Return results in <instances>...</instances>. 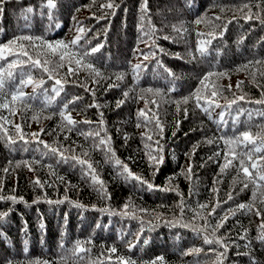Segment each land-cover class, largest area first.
I'll use <instances>...</instances> for the list:
<instances>
[{"label":"trees","instance_id":"trees-1","mask_svg":"<svg viewBox=\"0 0 264 264\" xmlns=\"http://www.w3.org/2000/svg\"><path fill=\"white\" fill-rule=\"evenodd\" d=\"M143 3L2 6L0 45L41 39L13 46L38 66L0 60V264H264V0Z\"/></svg>","mask_w":264,"mask_h":264},{"label":"snow or ice","instance_id":"snow-or-ice-1","mask_svg":"<svg viewBox=\"0 0 264 264\" xmlns=\"http://www.w3.org/2000/svg\"><path fill=\"white\" fill-rule=\"evenodd\" d=\"M5 3H7V0H0V14H2V12H3V7H2V6H3ZM47 6H48L50 9L53 8V7H54L53 0H47ZM106 6L109 7V8L114 7L112 4H108V5H106ZM26 11H27V12H32V9L29 8V9H27ZM141 11H142V13H145V14L147 13V11H148L147 0H144V3H143V5H142V7H141ZM248 18H251V17L249 16ZM197 23H199V21H197ZM82 31H83L82 29H78V32H82ZM177 31H179V29H177ZM34 39H41V38H40V37H35V38H34V37H32V36H20V37H16V38H14L13 40L9 41L8 43H5V44L0 45V60H6V61H7V57L5 56V52H8L9 55H12V56L14 57V59H12V60H10V61L7 62V69H8V70H7V72H6V75H7L8 78H12V77H13V72L11 71V69L15 68L18 64H23V63H25V61H23V60L21 59L22 56H26V57H28V60L32 63V66H34V67H35V66H38V65L40 64V61H39L38 59H37V60H33V58L29 55L28 51L24 50L23 45H20V49H21V50H20L19 53H16V52L13 51V46L17 45V41H18V40H28V41H32V40H34ZM79 39H80V36L78 35V36L76 37V39H74L73 41H71V45H72V46H76L77 43H78V41H79ZM165 39H167V37H165ZM203 43H205V42H201L202 45H203ZM209 43H210V41H209ZM47 47H48L49 49H51L53 52H56V50H57L58 48H63V49H65V50L68 49L69 45L64 44L63 41H56L54 44L49 43V44L47 45ZM98 47H99V46H98ZM98 47H94V48H92V49H91V52H96V51H98ZM198 51H200L201 55H203L205 49H204L203 46H201L200 48H198ZM64 55H65V53H64V52H61V54H60V60H61V61L64 60ZM88 55H90V53L87 52V51H85V52H83V53L81 54V58L87 57ZM145 59H147V56H145ZM69 61H71V56L69 57ZM46 63H47V61H45V64H46ZM76 63L79 65V64H80V59H77V60H76ZM61 66H62V65H61ZM88 67L91 68V67H92L91 64H89ZM140 68H141V65H140V64H137V65L135 66V69H134V70H139ZM92 70H93L94 72L96 71L95 69H92ZM44 71L47 72V71H49V69H48L47 67H45V68H44ZM69 71L71 72L72 69L70 68ZM98 74H99V73H97V75H98ZM210 75H212V74L209 73L208 76H210ZM208 76H205L204 79L207 80V79H208ZM5 83H6V81H5V69H4V66H3V65H0V90L4 89V87H5ZM41 83H42V82H41ZM202 83H203V81H202ZM20 84H21L22 86H26V85H28V84H33L32 77H31V76H28L27 80H23V79H22V80L20 81ZM55 84L61 86V87H54V88H53V91H54L55 94L58 96V95L60 94V91H62V83H61V81H60L59 79H57V80L55 81ZM33 86H34V88H35L36 86H39V85H38V84H34ZM238 86H239V85H238ZM217 94H218V90H213V91H211V93H210L211 97H216ZM124 95H125V97H127V96H128V93L125 92ZM17 99L21 100V102H23V100H24V93H23V91H22L20 88H18V89L16 90V92L12 93V101H16ZM76 99H78V98H74L73 101H70V103H75V100H76ZM196 100H197V105L200 106V105H199L200 97L197 96V97H196ZM119 103H122V101L118 102V105H119ZM213 103H215L214 100L207 101V107L205 108V111H207V108H210V107L212 106ZM3 106H4V107H7V105H3ZM92 106H97V107H98V105H95V104L92 105ZM216 106L219 107L220 105H219V104H216ZM67 107H68V105L65 104L64 108L67 109ZM60 115H61L62 118H65V117H64V112H63V111L60 113ZM66 119H67V123H68L69 125L74 124V121L71 119L70 116L66 117ZM17 131H20L19 126H17ZM33 135H35V134H33ZM96 135H99V133H96ZM173 135H175V133H173ZM243 137H244V140H246V141L251 139L249 133H247V132L243 133ZM21 139H23V136H21ZM209 142H211V141H209ZM229 142H230V141H229ZM41 143H44V142L41 141ZM101 143H104V141L102 140ZM157 145H158V150H159L160 152H162L163 149H162V146H159V141H157ZM45 147L47 148V147H49V145L45 144ZM51 151H52L53 153H56V152L58 151V149H56V148H52ZM109 151H110V149H109ZM257 151H259V149H257ZM153 159H155L156 162H157L158 164H159V163H163V156H162V155H161V156H158V157H153ZM225 159H226V163H225L224 167H227L228 164L231 163V162L227 160V157H225ZM79 163L84 164L85 161H84V160H80ZM115 163H116L117 165H120V164H121V161L117 159V160L115 161ZM241 164H243V161H241ZM87 167H88V169L90 170V171H89V175H92V176H93V179L95 180L96 177H95V175H94V169L92 168V165H91V164H88ZM252 167L255 168V165H252ZM124 170H125V171H128V169H127V165H124ZM188 171H189V172L191 171V166H189ZM221 171H223V168L221 169ZM243 171H244L245 174H248V172H249L248 168H243ZM129 175H132V174L129 172ZM135 179L138 180V181H140L141 183H148L147 181H143L142 178L139 177V176H136ZM260 179L264 180V176L260 177ZM36 183H39V181L37 180ZM101 183H102V182H101ZM246 186H247V185H245V187H246ZM148 187H149V188H152L153 185L149 183V184H148ZM164 190H168V189H164ZM0 199H3V197H0ZM8 199H11V200L15 201L16 198H15V197H8ZM58 202H59V201H58ZM239 207H240V208H245L246 206L243 205V204H241V205H239ZM7 215H8V212H0V220H3V218L6 217ZM221 226H222V225H219V224H218L216 227L219 228V227H221ZM260 241H261V243H264V237H260ZM205 242H206V243H212V241H211V240H208L207 237H205ZM217 243H222V242H221V241H217ZM226 250H227V249H226V246H225V251H226ZM111 251H112V252H115L116 249H115V248H112ZM220 255L223 256L224 253H221ZM157 259L162 260L163 258L160 257V258H157ZM126 264H135V261H128V262H126ZM152 264H155V262L153 261ZM218 264H221V262L218 261Z\"/></svg>","mask_w":264,"mask_h":264}]
</instances>
